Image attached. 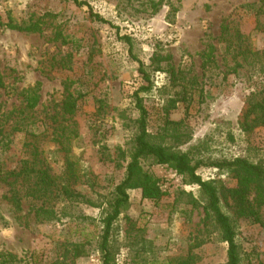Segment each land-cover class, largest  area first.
I'll return each mask as SVG.
<instances>
[{
  "label": "rangeland",
  "instance_id": "374dc122",
  "mask_svg": "<svg viewBox=\"0 0 264 264\" xmlns=\"http://www.w3.org/2000/svg\"><path fill=\"white\" fill-rule=\"evenodd\" d=\"M85 1L110 24L91 20L84 6L69 0H0V73L6 85L22 89L40 83V133L50 132L52 121L58 128L73 123L78 135L70 151L82 171L93 177L92 186L75 187L91 203L63 202L65 215L44 222L35 220L29 200L16 212L0 184V209L7 220L0 225V253L11 254L17 264H101L97 244L102 207L94 204L106 200L124 175L138 117L133 93L147 84L134 57L143 62L150 82L139 95L153 142L184 151L207 145L211 151L250 160L264 156V126L243 131L238 124L246 96L261 79L254 65L235 66L234 53L219 37L221 25L228 23L245 37L253 60L264 62L260 0ZM169 2L177 9L173 13ZM8 17L34 22L37 29H9ZM123 35L132 40L131 53L120 39ZM209 44L216 66L203 71L202 54ZM168 62L174 75L156 70L157 64L164 68ZM66 82L72 83L68 90L82 94L72 114L61 109ZM11 95L6 94L5 108L18 105ZM183 96L185 101L180 100ZM11 138L4 156L13 168L26 158V147L22 134ZM48 139L41 135L38 144L52 172L59 174L63 154ZM150 170L168 195L155 202L142 198L140 189L129 190V204L112 234L113 264H177L186 259L190 264H225L226 244L203 219L198 187L170 167L154 165ZM198 173L217 187L236 185L223 170L201 167ZM223 208L234 214L233 206ZM232 218L240 264H264V226ZM67 240H83L87 255L72 259Z\"/></svg>",
  "mask_w": 264,
  "mask_h": 264
},
{
  "label": "trees",
  "instance_id": "16d2710c",
  "mask_svg": "<svg viewBox=\"0 0 264 264\" xmlns=\"http://www.w3.org/2000/svg\"><path fill=\"white\" fill-rule=\"evenodd\" d=\"M77 6H84L88 17L96 22L110 24L105 18L94 12L90 4L85 0H69ZM162 1V0H160ZM168 1V0H167ZM170 1V0H169ZM152 3L154 0H150ZM170 3V2H169ZM153 4V6H154ZM170 12L177 9L169 4ZM155 7V6H154ZM264 0H260L258 11H264ZM259 12L256 14L258 15ZM5 26L12 30L33 31L37 29L34 22L18 23L8 17ZM225 43L227 50L234 53L235 66H242L247 62L254 65V73L261 80L246 96L238 124L243 131H251L256 127L264 126V62H256L251 57L252 50L245 41V37L238 31H233L228 23L221 25L219 36ZM120 39L132 50V40L123 35ZM214 47L209 44L202 54L201 67L204 70L216 66L214 59ZM241 61L239 62L238 59ZM251 57V58H250ZM159 57L155 58L158 59ZM138 63L139 73L147 83L133 93L134 107L138 111L135 119L136 132L130 145L129 159L125 166L122 179L116 183L106 200L102 199L95 206L102 207L99 217L100 231L98 244L101 255V264H113L114 252L111 239L115 229V223L129 204V190L140 189L142 198L151 201H159L166 195L159 177L154 175L150 167L164 165L173 169L187 184L196 185L202 200L204 220L206 224L212 225L218 235L226 244L225 264H240L239 244L236 240V225L232 218L244 217L264 226V156L257 160H250L246 156H227L219 151H211L206 143L191 147L188 150H173L169 146L159 142H153L147 131V110L142 103L139 93L149 89V78L143 69V62L134 57ZM168 61L170 56H166ZM154 60V61H155ZM167 71L174 75V68L170 62L162 68L159 64L156 70ZM66 95L62 100V112L72 114L77 109V102L82 97L80 92H72V83L66 82ZM11 91L18 101V105L5 108L6 94ZM185 101L183 96L180 100ZM40 100V83L17 89L7 86L3 75L0 73V184L5 189V198L16 211L22 210L24 200H29L34 206V217L37 221H50L64 214L63 202L75 203L87 200L81 193L75 190L77 185H93L91 174L82 171L75 156L70 151V144L78 134L75 132L73 123L68 126H53L49 124L50 132L41 134L39 130V119L37 118V106ZM173 103L174 100H171ZM3 107V108H2ZM61 130V132H58ZM15 133L22 134L25 139V157L18 166L10 168L7 165V157L4 156L10 150ZM49 133V134H48ZM49 137L48 140L56 144V150L63 154L64 168L59 173H53L46 162L45 152L40 148L38 141ZM201 167H212L231 174L236 180L232 189L222 186L217 187L211 181L203 180L198 173ZM230 198L231 203L228 201ZM233 206L234 214L225 212L224 205ZM59 215V216H57ZM7 220L0 209V225H5ZM69 253L72 259L87 255L86 245L83 240L69 241ZM16 258L11 254L0 253V264H17ZM168 264V263H167ZM171 264V263H170ZM177 264H190L189 260H181Z\"/></svg>",
  "mask_w": 264,
  "mask_h": 264
}]
</instances>
